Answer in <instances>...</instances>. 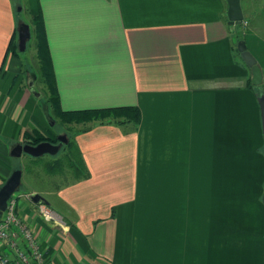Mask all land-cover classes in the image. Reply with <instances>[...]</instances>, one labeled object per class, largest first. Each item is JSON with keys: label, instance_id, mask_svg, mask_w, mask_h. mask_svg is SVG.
<instances>
[{"label": "crops", "instance_id": "1", "mask_svg": "<svg viewBox=\"0 0 264 264\" xmlns=\"http://www.w3.org/2000/svg\"><path fill=\"white\" fill-rule=\"evenodd\" d=\"M19 1L0 0V188L26 133L56 137L38 16L62 111L133 107L142 116L77 131L89 179L65 180L49 199L20 195L47 263L264 264V84L248 86L227 1L24 0V15ZM245 2L243 41L264 74V0Z\"/></svg>", "mask_w": 264, "mask_h": 264}, {"label": "trees", "instance_id": "2", "mask_svg": "<svg viewBox=\"0 0 264 264\" xmlns=\"http://www.w3.org/2000/svg\"><path fill=\"white\" fill-rule=\"evenodd\" d=\"M41 16H38L36 24V35L38 39V61L40 69L42 72V83L50 94V103L54 105L58 115L62 118L65 123L76 122L79 124L88 123H114L117 125H124L125 123H133L138 125L141 122L142 116L138 108L128 107V108H110V109H100V110H87L80 112H64L60 108V99L58 96L57 84L54 74V68L52 64V59L50 57L48 41L46 37V32L44 24L41 21ZM250 88H255L252 86L251 81L248 82ZM25 139L29 141V144L34 146L50 141L52 143H57L58 140L55 138L50 139L42 133H26ZM61 151H64L62 157H57L51 164L44 167L47 175L54 176L61 174L65 177V180L69 183L80 182L90 178V173L83 161L82 154L74 139L68 145L63 146ZM60 151V152H61ZM60 153L57 155L59 156ZM39 159V158H38ZM38 159H33L37 162ZM16 169H22L21 166L15 167ZM69 174V176H67ZM115 213V212H114Z\"/></svg>", "mask_w": 264, "mask_h": 264}, {"label": "water", "instance_id": "3", "mask_svg": "<svg viewBox=\"0 0 264 264\" xmlns=\"http://www.w3.org/2000/svg\"><path fill=\"white\" fill-rule=\"evenodd\" d=\"M228 3V24L230 26H240L245 17L241 5V0H226ZM30 38V31L28 26H24L20 33V41L23 47L26 46V40ZM237 49L243 58L245 64L251 69L252 79L251 83L254 87H261L264 82V74L261 67L257 64L255 58L248 52L245 41L240 40L237 44ZM262 111V125L264 134V92L258 99ZM59 144H53L50 141L42 142L36 146L32 144H19L14 148L11 153L12 158H21L28 155L32 158H40L45 155L57 156L62 147L68 143L66 137H58ZM23 170L16 169L12 172L11 176L0 188V217L7 209L8 201L10 198L20 191L22 188ZM30 200L37 205L49 206V202L39 194L30 195ZM264 202V197H263Z\"/></svg>", "mask_w": 264, "mask_h": 264}, {"label": "built area", "instance_id": "4", "mask_svg": "<svg viewBox=\"0 0 264 264\" xmlns=\"http://www.w3.org/2000/svg\"><path fill=\"white\" fill-rule=\"evenodd\" d=\"M20 195L10 198L0 217V264H48L37 236L20 217ZM39 209L48 222L67 230L66 223L49 206L40 205Z\"/></svg>", "mask_w": 264, "mask_h": 264}, {"label": "rangeland", "instance_id": "5", "mask_svg": "<svg viewBox=\"0 0 264 264\" xmlns=\"http://www.w3.org/2000/svg\"><path fill=\"white\" fill-rule=\"evenodd\" d=\"M245 1L250 2V0H241L242 8L246 7ZM19 4L21 6L19 5V7L17 8V11H19V13L21 15H24L23 13L26 9H28V5L26 4V2L24 0H20ZM21 10H23V11L21 12ZM23 17H25V16H23ZM247 24H248L247 23V17L245 16V20L243 21V23L240 26H237V28H236V34L234 36L236 44H238V42L240 40L247 39L248 34H249L247 32L248 31L247 30V26H248ZM30 51L32 52V43L31 42L28 45V52H30ZM263 84H264V82H263ZM262 87H263V85L261 87H255V90L256 89L259 90V88H262ZM48 95L50 96L49 93H48ZM49 96H48V99H49ZM92 123L94 124V122H92ZM92 123L79 124V123L73 122V120H72V122L65 123L62 120V118L57 114L56 119H54L53 123L51 122L50 124H51V126L54 124V126H52V127L55 128V133H56L55 140L56 139L58 140V137H61V136L66 137V139L68 140V143L66 145H68L71 141L74 140V138H75L74 136L77 133V131L83 130L84 128H86V126H88L89 124H92ZM57 143L59 144V141ZM57 143H53V144L58 145ZM62 154H64V151H61L59 156L45 155V156L40 157L38 159V158H32L28 155H24L20 159L18 158L17 159L18 161H16V162H18L17 165L21 166L23 168L22 188L20 189L19 192H17L14 195H17V196H19L20 194L27 195V194H30L33 190H38V191L43 193L42 195L45 198L49 199L51 197L50 193H52L53 191H56L55 189L58 187L59 184L65 183V177L61 174H57L54 176L47 175L45 170H44V167L51 164L57 157H62L63 156ZM33 159H38V161L35 162V161H33ZM67 176H69V174ZM24 198L25 197L20 198L19 204L24 200Z\"/></svg>", "mask_w": 264, "mask_h": 264}, {"label": "flooded vegetation", "instance_id": "6", "mask_svg": "<svg viewBox=\"0 0 264 264\" xmlns=\"http://www.w3.org/2000/svg\"><path fill=\"white\" fill-rule=\"evenodd\" d=\"M58 144V143H57Z\"/></svg>", "mask_w": 264, "mask_h": 264}]
</instances>
